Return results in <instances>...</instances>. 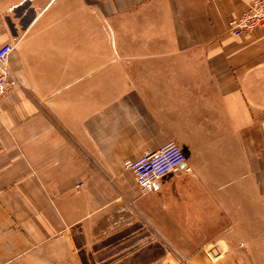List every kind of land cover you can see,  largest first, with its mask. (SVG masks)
<instances>
[{
  "label": "crops",
  "instance_id": "obj_1",
  "mask_svg": "<svg viewBox=\"0 0 264 264\" xmlns=\"http://www.w3.org/2000/svg\"><path fill=\"white\" fill-rule=\"evenodd\" d=\"M248 1L0 0L18 81L0 99V264H85L133 222L187 264H264V26L228 31ZM169 141L186 162L142 193L127 159ZM223 231L214 262L200 248Z\"/></svg>",
  "mask_w": 264,
  "mask_h": 264
},
{
  "label": "built area",
  "instance_id": "obj_2",
  "mask_svg": "<svg viewBox=\"0 0 264 264\" xmlns=\"http://www.w3.org/2000/svg\"><path fill=\"white\" fill-rule=\"evenodd\" d=\"M263 26L264 0H249L247 7L230 19L228 31L234 35H242ZM14 45L15 43L9 40L0 41V99L18 84L8 68V55ZM56 91V86L48 79H41L33 86L34 95L39 102L47 101ZM126 162L140 190L144 193L154 189L166 174L180 169L186 162V154L177 142L169 141L155 149L145 151L140 156L130 157ZM233 239L232 233L223 231L202 244L201 249L215 261L230 252L231 246L234 245ZM238 246H244V243L240 242Z\"/></svg>",
  "mask_w": 264,
  "mask_h": 264
},
{
  "label": "rangeland",
  "instance_id": "obj_3",
  "mask_svg": "<svg viewBox=\"0 0 264 264\" xmlns=\"http://www.w3.org/2000/svg\"><path fill=\"white\" fill-rule=\"evenodd\" d=\"M133 223L126 227H116L113 234L104 235L93 249L83 250L85 264H145L159 251L163 253V264H187L186 260L178 258L177 250H173L169 244L147 245L149 232L143 226ZM230 243L233 245L231 240Z\"/></svg>",
  "mask_w": 264,
  "mask_h": 264
}]
</instances>
